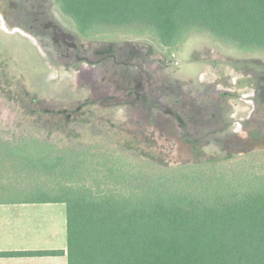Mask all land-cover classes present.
<instances>
[{"label": "rangeland", "instance_id": "374dc122", "mask_svg": "<svg viewBox=\"0 0 264 264\" xmlns=\"http://www.w3.org/2000/svg\"><path fill=\"white\" fill-rule=\"evenodd\" d=\"M53 2L0 0V188L11 198L77 181L129 200L138 176L200 163L218 178L206 188L264 191L263 49L203 33L163 47L136 24L84 36ZM50 160L61 164L39 162Z\"/></svg>", "mask_w": 264, "mask_h": 264}, {"label": "trees", "instance_id": "16d2710c", "mask_svg": "<svg viewBox=\"0 0 264 264\" xmlns=\"http://www.w3.org/2000/svg\"><path fill=\"white\" fill-rule=\"evenodd\" d=\"M53 1L84 36L95 27L136 24L163 47L203 33L264 50V0ZM39 162L49 169L61 164ZM206 166L170 165L158 177L138 176L140 192L129 200L86 193L72 187L77 181L56 185L55 195L26 194L65 204L68 264H264V191L222 192L226 182L206 188L218 180L205 177ZM70 175L60 173L67 181ZM195 181L199 189L190 190Z\"/></svg>", "mask_w": 264, "mask_h": 264}, {"label": "crops", "instance_id": "0c3cea01", "mask_svg": "<svg viewBox=\"0 0 264 264\" xmlns=\"http://www.w3.org/2000/svg\"><path fill=\"white\" fill-rule=\"evenodd\" d=\"M10 192L0 188V264H68L65 204Z\"/></svg>", "mask_w": 264, "mask_h": 264}, {"label": "flooded vegetation", "instance_id": "af4514ba", "mask_svg": "<svg viewBox=\"0 0 264 264\" xmlns=\"http://www.w3.org/2000/svg\"><path fill=\"white\" fill-rule=\"evenodd\" d=\"M46 27H48V28H52V26L50 25V24H47L46 25ZM4 28H6V29H9L10 31H20V32H22V33H24V34H26L28 37H30L31 39H32V41H36V40H34L31 36H33V37H35L36 36V39H38L39 41H40V39H39V35L38 34H31V32H26V31H23V30H21L18 26H14V27H8V26H4ZM31 35V36H30ZM55 36V35H54ZM55 40H56V42L58 43L57 45H59V47H61V43H65V41H64V37L62 36V35H58V36H56L55 37ZM35 44H38L37 42L35 43ZM40 44H41V42H40ZM66 44V43H65ZM38 47H39V44L37 45Z\"/></svg>", "mask_w": 264, "mask_h": 264}]
</instances>
